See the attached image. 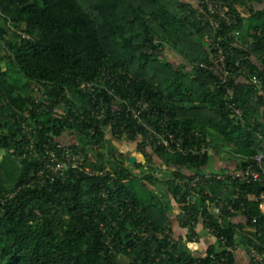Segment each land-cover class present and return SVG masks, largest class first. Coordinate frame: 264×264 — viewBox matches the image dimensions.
<instances>
[{"label":"trees","instance_id":"trees-1","mask_svg":"<svg viewBox=\"0 0 264 264\" xmlns=\"http://www.w3.org/2000/svg\"><path fill=\"white\" fill-rule=\"evenodd\" d=\"M233 2L248 4L249 13L229 3L237 22L219 32H235L223 41L228 61L248 64L264 89V0ZM190 3L0 0V264H216L226 251L235 262L240 244L264 252V213L254 199L263 184L227 178L189 189L183 181L245 167L262 150L258 133L264 137V95L255 99L250 77L223 83L199 64L211 60L206 37L219 34ZM227 86L246 125L226 104ZM141 89L156 108L144 118L168 117L208 151L171 153L141 140L148 131L125 110ZM64 138L90 171L70 168L38 182L48 150ZM114 139L125 140L127 151ZM130 150L145 161L131 167ZM223 152L234 161L208 168ZM222 198L244 201L247 221L205 207ZM173 211L185 236L175 235ZM197 214L215 238L205 255L187 240L188 231L198 234Z\"/></svg>","mask_w":264,"mask_h":264},{"label":"built area","instance_id":"built-area-1","mask_svg":"<svg viewBox=\"0 0 264 264\" xmlns=\"http://www.w3.org/2000/svg\"><path fill=\"white\" fill-rule=\"evenodd\" d=\"M193 1L190 3L194 6L196 10V16L198 20L202 21L203 24H208L214 29V35L219 34L222 24L230 25L237 22L236 13L232 12L229 3L232 2L233 5L240 11V8L235 5L233 0H188ZM235 32H228L226 36L219 34L216 38L206 37V41L209 43V48L211 52L210 62H200L201 67L208 69L212 74L222 80L223 83H226L229 79L237 75L248 76L250 77V83L255 87V99L258 100L260 96L264 95L263 86L260 83V80L253 73H250L249 66L246 63H243L240 60H236L233 63L228 61L229 55L228 51L223 46L224 39H227L228 36H234ZM91 84V83H90ZM88 84V86H90ZM92 85V84H91ZM142 90V89H141ZM144 91L142 90L140 96L137 98L135 106L127 103L126 111L127 113H132L135 118H137V123L144 127L148 134H145L141 140L145 141L146 144L152 146L153 148L162 147L166 151L171 153H192L194 155L203 154L208 151L209 147L205 143L199 145L194 143L190 139L189 134H184L183 132L176 131L173 126L169 125V118L165 117L158 122H150L147 118H144L143 115L151 112V101L144 97ZM235 95V89L233 86H227L225 89V96L228 98L226 102L229 108H232L233 114L237 115L239 122L242 125H246L247 122L243 118L244 110L238 105H232L231 101ZM119 97V96H118ZM122 102H128L126 99L119 97ZM156 113V108H154ZM152 110V111H153ZM154 113V114H155ZM128 117V115H127ZM151 117V116H149ZM154 118V117H152ZM156 120V118H154ZM255 121V119H253ZM252 126L249 127V129ZM258 137L260 139V146L262 150L253 156L252 161L243 168H234L229 174H217L214 171H207L202 175L197 174L193 177L192 180H189V177L184 178V183L188 186L189 189L196 188L199 182H207L209 180L212 183L214 180H225L230 178L231 180H237L241 183H259L264 185V137L259 132ZM122 152V151H121ZM141 153V152H140ZM48 162L44 164V167L37 172L38 179L40 183H45L48 177H59L68 174L70 168L84 169L86 172L90 171L89 167H83L84 158L81 153H76L72 151V148L69 147V144L59 141L57 146L53 149L48 150ZM140 162V161H138ZM129 164V163H128ZM160 176L161 174L158 173ZM193 191V190H192ZM206 193L211 194L209 191ZM237 199L238 196H235ZM188 199L191 202L196 203L195 198L188 196ZM254 199L259 202L260 208L264 213V190L260 194L254 195ZM205 207L211 214L215 216H220L221 213L228 211L234 215L239 214V216H244L242 214L245 210L244 201H239V206L236 205V202L232 200H220L218 202L211 201L209 199L205 200ZM203 209V206H200ZM187 217V215H185ZM195 215V217H197ZM200 216V217H199ZM199 222L191 221L192 225L196 227V232L198 234L188 231L189 245L195 244L200 239V233L206 231L208 233L213 231L209 225L204 224V217L199 215ZM245 217V216H244ZM195 219V218H194ZM253 220H255L253 218ZM201 230V232H200ZM187 234V233H186ZM223 242L226 240L222 237ZM229 250V248H226ZM225 250V249H224ZM225 255L221 258L220 261H217L216 264H237L236 261L229 262L228 252L224 253ZM248 254L251 258L252 264H264V252L258 250L255 246H250L248 248Z\"/></svg>","mask_w":264,"mask_h":264},{"label":"crops","instance_id":"crops-1","mask_svg":"<svg viewBox=\"0 0 264 264\" xmlns=\"http://www.w3.org/2000/svg\"><path fill=\"white\" fill-rule=\"evenodd\" d=\"M124 149H125V145H124ZM118 150L122 151L120 149H118ZM132 152H137V151L133 150ZM136 160H137L136 162H138V159H136ZM226 164H227V162L222 163L221 167L227 166ZM133 165H130V166L132 167ZM177 211L178 210L175 208V212H177ZM234 221L236 223H245L247 221V219L244 216H237V217L234 218ZM173 224H174V228L173 229H174L175 235H178L179 237H182V236L186 235L187 230L184 227L181 226V224H180V222L178 220H173ZM200 232H201V230H200ZM202 234L203 233H200V236ZM214 242H215V238L212 235L209 234L208 237L205 238V240L203 242H201V239H199V241L197 243H195V244H192L191 247H192V249L194 251H196V253L200 249L199 246H201L202 248H205V250L207 251L209 246L211 244H213ZM234 256H235V260H236L237 264H252L251 258H250L249 254H248V250H247L246 246H243L241 244L238 245L236 247V249H234Z\"/></svg>","mask_w":264,"mask_h":264},{"label":"rangeland","instance_id":"rangeland-1","mask_svg":"<svg viewBox=\"0 0 264 264\" xmlns=\"http://www.w3.org/2000/svg\"><path fill=\"white\" fill-rule=\"evenodd\" d=\"M248 4L247 5H241V12L243 13V14H245V15H248ZM176 56V55H175ZM175 61H178V60H181V57L180 56H176V58L174 59ZM3 68H5V66H3ZM5 70H7V69H5ZM12 72H13V70H12ZM110 138V137H109ZM114 141V145L118 148V149H120V150H122V151H127V149H128V146L126 145L127 144V142L125 141V140H117V139H114L113 140ZM62 142H64V143H67L68 142V140L67 139H65L64 138V140H62ZM69 144V143H68ZM125 145V149H124V145ZM223 144V143H222ZM128 156H133V157H136V159H138V161H145V159H144V156H143V154L142 153H140L139 151H137V152H132L131 150H130V152L128 153ZM229 160V156H227L226 155V153L225 152H223L222 153V156L221 157H217V158H215V159H213L212 161H211V164H210V166H208V168H211V169H219V167L221 166V164L222 163H225V162H227L229 165L234 161L233 159H230V161H228ZM129 162V161H128ZM159 166H160V164H159ZM189 171V170H188ZM164 174H168L167 173V170H166V168H164ZM223 199V198H222ZM172 216L174 217V219L173 220H175V218L177 219V216L175 215V213H174V211L172 212ZM237 216H239V214H237L236 215V217ZM208 235H209V233L208 232H206V231H203V234L200 236V239H201V242H203L204 240H205V238H207L208 237ZM208 240V239H207ZM199 251L197 252L198 253V255H201V254H204L205 255V253H207V251L205 250V248H202L201 246H199ZM247 248V247H246ZM247 250H248V248H247ZM192 252L194 253V254H197L195 251H193L192 250Z\"/></svg>","mask_w":264,"mask_h":264},{"label":"water","instance_id":"water-1","mask_svg":"<svg viewBox=\"0 0 264 264\" xmlns=\"http://www.w3.org/2000/svg\"><path fill=\"white\" fill-rule=\"evenodd\" d=\"M127 161H129L128 163L130 165H133L135 162H136V157H133V156H128L127 155ZM160 173V172H159Z\"/></svg>","mask_w":264,"mask_h":264},{"label":"clouds","instance_id":"clouds-1","mask_svg":"<svg viewBox=\"0 0 264 264\" xmlns=\"http://www.w3.org/2000/svg\"><path fill=\"white\" fill-rule=\"evenodd\" d=\"M136 161H137V160H136ZM135 163H137V162H135ZM135 163H134V164H135ZM129 165H130V164H129ZM159 172H160V174H161V171H159ZM159 172H158V173H159Z\"/></svg>","mask_w":264,"mask_h":264}]
</instances>
